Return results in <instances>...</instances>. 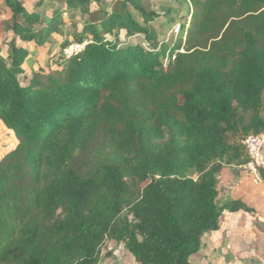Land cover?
Masks as SVG:
<instances>
[{
	"label": "trees",
	"instance_id": "obj_1",
	"mask_svg": "<svg viewBox=\"0 0 264 264\" xmlns=\"http://www.w3.org/2000/svg\"><path fill=\"white\" fill-rule=\"evenodd\" d=\"M1 1L0 128L16 146L0 160V264H101L107 242L136 264H191L223 213H254L218 194L264 131V0ZM78 9L61 49H83L20 82L33 62L16 41L43 47ZM136 36L147 49L123 41Z\"/></svg>",
	"mask_w": 264,
	"mask_h": 264
},
{
	"label": "rangeland",
	"instance_id": "obj_2",
	"mask_svg": "<svg viewBox=\"0 0 264 264\" xmlns=\"http://www.w3.org/2000/svg\"><path fill=\"white\" fill-rule=\"evenodd\" d=\"M163 1L165 0H145L144 2L147 7L158 11V7ZM34 3L35 0H23V5L29 12L32 11ZM54 5L56 7H65L63 3L60 4L59 2H56ZM90 10H95L94 4L90 7ZM180 11H183V9L181 8ZM51 13V7L43 6V15L50 17ZM86 17L87 16L84 14L83 10L78 9L74 16L75 27L66 35H54L51 42L45 44L43 47H36L33 43H22L16 41L18 46L24 47L27 52L32 55L31 59L33 62V69L39 72V75L34 76L36 79H40L41 82L44 83L48 76L55 75L58 71V66H60L56 65V61L63 57L61 45L64 41L73 42V35L80 32ZM181 21L182 20H178L177 22ZM65 24L69 28L71 23L69 20H66ZM10 27V12L4 7L2 1L0 0V57L5 61L7 54L9 53L7 44L13 39ZM142 39L143 38L141 36H136L131 39H124L123 41L125 43L140 42L144 44ZM167 39L169 40L171 37ZM25 66L26 63L24 62L22 65L23 71L18 77L20 82L23 81V78L26 79V82L30 79V77H25L26 75H31L28 69L25 68L24 70ZM15 146L16 141L13 139L11 134L0 128V160ZM235 171L236 170L225 169L222 172L223 177L228 176V174L232 172L243 178L247 177L243 170L237 169V171ZM243 184L254 190L262 188L250 186L249 179H245ZM218 204H222L221 198L218 200ZM225 215L226 214H224V216ZM224 216L220 219V230H218L212 238H202L200 251L190 258L191 264H264V212H258L257 214L250 213L249 217H254V222L251 221L250 227H245L240 230H236L234 228V220L228 222V218H226L227 216ZM237 223H239V221ZM239 234L242 235L239 236ZM210 239L217 243L216 247L218 248V254L216 256L212 255V251H214L215 248L209 242ZM244 239H247L246 244L243 241ZM102 252L104 255L110 253L111 257L103 260L101 264H136L134 259L124 250V248L115 242H107L103 247Z\"/></svg>",
	"mask_w": 264,
	"mask_h": 264
},
{
	"label": "crops",
	"instance_id": "obj_3",
	"mask_svg": "<svg viewBox=\"0 0 264 264\" xmlns=\"http://www.w3.org/2000/svg\"><path fill=\"white\" fill-rule=\"evenodd\" d=\"M30 57L32 58V55H30ZM25 68L29 70L30 74H31V69L33 71H35L33 69V65H32V68H28L27 65L24 67V70H25ZM25 77L31 78V76H27V75ZM263 154H264V149H263ZM245 179L248 180L247 177L243 178V177H241V176H239L233 172L228 174V176L223 177V174L220 176V185H219V194H218V200L220 198L222 200V204H220V205H223V204L230 202V201H240L245 206L251 208L254 211V213H252V214H257L258 212H264V184L261 186L262 187L261 189L254 190V189H251V188H249L243 184V181ZM250 186H252V185L250 184ZM224 214H226L225 216H227L226 218H228V222L233 221V220L235 221L234 228L236 230L237 229L240 230V229H243L245 227H250L251 226L250 222L251 221L254 222V220H255L254 217L250 218L249 214L244 213V212L231 213V214L230 213H224ZM224 214L221 217H223ZM237 220L239 221V223H237L238 222ZM220 228H221V222H220ZM216 233L217 232L210 233V234L204 235L203 237H211L212 238V236L215 235ZM240 235H242V234H239V236ZM243 241L245 244L247 243V239H244ZM206 242H208V241H206ZM209 242L215 248L214 251H212V255L216 256L218 254V248L216 247L217 243H215L211 239L209 240ZM227 253H228V251H227Z\"/></svg>",
	"mask_w": 264,
	"mask_h": 264
},
{
	"label": "built area",
	"instance_id": "obj_4",
	"mask_svg": "<svg viewBox=\"0 0 264 264\" xmlns=\"http://www.w3.org/2000/svg\"><path fill=\"white\" fill-rule=\"evenodd\" d=\"M180 27V24H176L172 28L170 35L176 37L180 32ZM142 45L145 49L148 48L146 43ZM83 46L84 44L72 43L63 49L62 55L64 58L69 59L77 55L83 49ZM243 146L248 156V162L242 170L253 187H261L263 185L261 172L264 170V131L258 135L248 136L244 140Z\"/></svg>",
	"mask_w": 264,
	"mask_h": 264
}]
</instances>
